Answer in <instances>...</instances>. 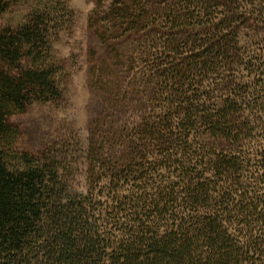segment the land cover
<instances>
[{
  "label": "trees",
  "instance_id": "obj_1",
  "mask_svg": "<svg viewBox=\"0 0 264 264\" xmlns=\"http://www.w3.org/2000/svg\"><path fill=\"white\" fill-rule=\"evenodd\" d=\"M34 1L22 25L0 30V264H264V245L250 249L246 244H256V239L244 243L233 239L249 225V237L264 235V54L247 57L242 65L246 76L234 85L244 88L239 94L232 91L222 103L201 110L184 108L189 99L182 92L168 108L194 116L207 139L232 141L236 149L215 153L207 160L209 176L189 180L182 175L184 162L177 161L174 144L161 142L156 155L168 173L180 179L175 185L182 197H173L172 190L165 195L167 201L151 199L140 208L144 216L133 221L127 233L102 237L90 227L84 194L72 190L63 174L58 147L37 155L16 148L19 130L10 118L33 104L57 102L62 95V70L53 58V41L63 30V11L54 9L51 0H0V15ZM230 1L237 0H175V6L163 9L170 27L158 65L163 69L161 94L171 87H192L195 78L229 64L235 56L232 39L222 31L210 44L196 39L189 47L184 42L191 27L215 10L227 12ZM258 1V8L237 13L243 26L264 22V0ZM102 2L97 0L90 17L102 42L127 34L139 37L159 14L141 1H113L108 9ZM161 119L149 129L155 138L178 129L172 122L163 126ZM245 139L251 140L242 151ZM184 142L194 140L187 136ZM134 158L143 164L147 160L144 155ZM101 160L99 149L90 143L87 175L93 186L101 183L94 171ZM156 220H165V229L152 231Z\"/></svg>",
  "mask_w": 264,
  "mask_h": 264
},
{
  "label": "rangeland",
  "instance_id": "obj_2",
  "mask_svg": "<svg viewBox=\"0 0 264 264\" xmlns=\"http://www.w3.org/2000/svg\"><path fill=\"white\" fill-rule=\"evenodd\" d=\"M51 1L54 9L64 13L63 30L53 41V58L62 70V95L57 102L33 104L25 113L10 118L19 130L16 148L37 155L58 147L63 174L69 177L71 189L84 194L90 227L102 237H120L130 230L133 221L144 216L140 208L146 202L163 197L167 201L165 195H171L172 190L173 197H182L181 188L175 185L180 179L171 176L156 155L161 142L174 144L177 161L184 162L182 175L189 180L209 176L207 160L215 153L236 149L237 144L232 141L207 139L194 116L190 118L178 109L168 108L182 92V97L189 99L185 100L184 108L209 110L232 91L239 94L244 90L241 85L238 88L234 85L241 84L246 76L242 65L247 57L264 54V22L257 20L243 26L237 13L241 8H258L259 1H230L227 12L215 10L211 17L191 27L193 31L184 37L189 47L196 39L210 44L222 31V35L232 39L235 56L231 55L229 64L195 78L192 87L185 86L182 90L171 87L165 94H161L160 87L163 69L158 65L160 55L166 52L164 33H168L166 28L170 24L164 19L163 9L175 6V0H103L104 9L113 1L128 4L141 1L159 13L152 27L141 30L139 37L127 34L107 42L98 38L96 26L90 22L97 0ZM34 4L35 1L22 3L0 15V30L22 25ZM103 84L112 86L111 90L103 88ZM203 92L207 96L199 100L203 99ZM158 119L163 126L177 123L178 129L160 132L155 138L149 129L158 124ZM187 136L194 140L193 144L184 142ZM250 140L242 143V151ZM90 143L99 149L102 159L94 170L96 179L101 181L96 186L88 183ZM136 155H144L147 160L143 164L134 158ZM166 225L165 220H156L152 231H162ZM249 226L233 239L240 243L256 239V244H246H251L250 249L264 245V235L249 237Z\"/></svg>",
  "mask_w": 264,
  "mask_h": 264
}]
</instances>
